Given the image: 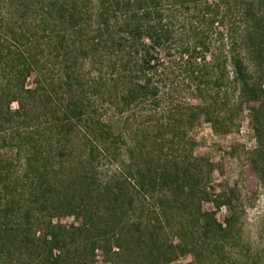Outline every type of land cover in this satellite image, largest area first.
Wrapping results in <instances>:
<instances>
[{
    "label": "trees",
    "instance_id": "1",
    "mask_svg": "<svg viewBox=\"0 0 264 264\" xmlns=\"http://www.w3.org/2000/svg\"><path fill=\"white\" fill-rule=\"evenodd\" d=\"M15 1L0 21V145L15 142L0 160V264H264V243L233 257L251 250L235 188L215 193L216 167L188 137L201 122L227 135L247 111V161L264 183V0ZM76 152L119 171L96 189L85 167L57 185L53 161ZM32 205L46 212L38 235Z\"/></svg>",
    "mask_w": 264,
    "mask_h": 264
},
{
    "label": "rangeland",
    "instance_id": "2",
    "mask_svg": "<svg viewBox=\"0 0 264 264\" xmlns=\"http://www.w3.org/2000/svg\"><path fill=\"white\" fill-rule=\"evenodd\" d=\"M16 3L17 2L15 0L11 3L10 0H0V21L6 18L11 11L16 10ZM2 33L3 32L0 31V35H2ZM97 59L99 60V57H97ZM94 71L95 70L93 68L90 69L87 65L82 70L81 74L83 75L84 81L87 85L89 83L93 84V80H95L96 75ZM98 79H100V76ZM30 84L31 80L28 81V85ZM98 106L100 114L99 101ZM145 106L149 107V104H146ZM143 107L144 106H141V111L136 113V115L140 114V116L136 117L137 122L139 120L141 121V119L145 121L147 118L146 114H148V111H145V108ZM12 108L15 109L16 106L12 105ZM235 121L237 129L227 135L215 134L208 124L201 122L189 133L188 137H190V139L194 142V146L191 149L192 156H203L216 167V171H214L210 177L211 185L214 188L215 193L222 191V189L226 186L235 188L234 212L236 213L237 224L241 229L243 242L251 245V250L249 252L240 251V253H238V248L235 253L233 252V257L235 259L242 258L243 260H248L250 258H257V253L263 248L264 183L257 179L254 171L247 161L249 157L248 153L256 147V141L248 122V112L245 111L241 115H236ZM137 122L136 125L138 124ZM79 134H81L80 131L75 133L77 136ZM14 147L15 142H12L10 146L6 147L0 145V160H2L4 156L8 158L9 156L13 157ZM85 161H88V163ZM53 162V170L50 172L52 174H50L49 177L52 176L54 179L56 178L57 185L65 180L69 183H77L79 178L78 173L81 171V168L85 167L88 175H91L93 178L92 187L93 189H96V187H99L100 184L107 179L108 175H116L119 171L116 166L108 164L103 157H100V153H97L96 156L91 158L83 156V153L79 154L76 152L73 156L63 158L62 160H55ZM14 163H16V160H14ZM15 167L16 170L19 171L20 168L17 164H15ZM26 182L27 181H24L23 179L17 184V187H19L20 191L24 192V195L30 186V184ZM1 184L2 183L0 182V188ZM54 189L60 190V187ZM64 194L65 193L62 192H52L51 196L55 204H58L60 200L63 201L64 197L62 196ZM46 195L48 197L49 194ZM79 197L80 196L77 194H72L67 196L66 200H71L72 204L75 205L78 203ZM58 199L60 200L58 201ZM19 200H21L20 197ZM30 207L34 213V218H32V220L35 223L31 225V232L32 234L33 232H36L38 235V231L40 232V229H42L40 224L43 223V217L46 216V212L41 211V214H39L35 205ZM204 209L212 210V207L209 204H205ZM227 215L228 211L222 208L216 213V219L219 222H222ZM17 217L18 219L20 218L19 215ZM38 219L42 222H37ZM53 223H60L61 225L69 227L70 225L78 226L80 220L76 221L73 217L59 215L57 219H53ZM191 259L192 258L188 256L186 258L179 259L172 264H185L191 261ZM95 261L97 264H104L102 263L99 253H97Z\"/></svg>",
    "mask_w": 264,
    "mask_h": 264
}]
</instances>
